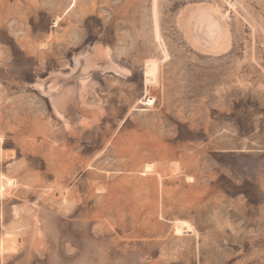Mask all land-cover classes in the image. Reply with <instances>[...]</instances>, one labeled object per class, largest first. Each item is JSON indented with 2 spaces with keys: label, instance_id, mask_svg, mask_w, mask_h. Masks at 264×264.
Wrapping results in <instances>:
<instances>
[{
  "label": "rangeland",
  "instance_id": "rangeland-1",
  "mask_svg": "<svg viewBox=\"0 0 264 264\" xmlns=\"http://www.w3.org/2000/svg\"><path fill=\"white\" fill-rule=\"evenodd\" d=\"M0 264H264V0H0Z\"/></svg>",
  "mask_w": 264,
  "mask_h": 264
},
{
  "label": "bare ground",
  "instance_id": "bare-ground-1",
  "mask_svg": "<svg viewBox=\"0 0 264 264\" xmlns=\"http://www.w3.org/2000/svg\"><path fill=\"white\" fill-rule=\"evenodd\" d=\"M185 12L184 26L196 48L212 54L229 51L231 39L225 14L217 7L204 3H196ZM5 185L10 186L11 182L8 180Z\"/></svg>",
  "mask_w": 264,
  "mask_h": 264
}]
</instances>
